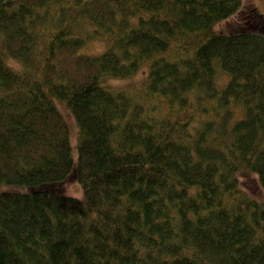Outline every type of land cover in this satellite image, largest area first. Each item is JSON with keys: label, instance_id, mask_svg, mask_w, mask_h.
Masks as SVG:
<instances>
[{"label": "trees", "instance_id": "trees-1", "mask_svg": "<svg viewBox=\"0 0 264 264\" xmlns=\"http://www.w3.org/2000/svg\"><path fill=\"white\" fill-rule=\"evenodd\" d=\"M0 264H264L253 3L0 0Z\"/></svg>", "mask_w": 264, "mask_h": 264}, {"label": "rangeland", "instance_id": "rangeland-1", "mask_svg": "<svg viewBox=\"0 0 264 264\" xmlns=\"http://www.w3.org/2000/svg\"><path fill=\"white\" fill-rule=\"evenodd\" d=\"M245 1L253 3L264 17V0H245ZM80 50L85 53L96 54L100 51V43L99 42L88 43L84 45L83 47H81ZM58 108L67 122L68 129H69V139H70V143L72 146L73 158H76L77 137H76V124H75L74 118L70 110L66 106H64L61 102H58ZM69 114L71 115V117ZM2 187L3 189L22 190L20 186L16 184H6V185H3ZM63 193L67 195L75 196L77 198H81L83 192H82L81 187L78 185V183L75 180H71V181H68L63 186ZM256 194L259 195V192H257Z\"/></svg>", "mask_w": 264, "mask_h": 264}, {"label": "bare ground", "instance_id": "bare-ground-1", "mask_svg": "<svg viewBox=\"0 0 264 264\" xmlns=\"http://www.w3.org/2000/svg\"><path fill=\"white\" fill-rule=\"evenodd\" d=\"M56 104V103H55Z\"/></svg>", "mask_w": 264, "mask_h": 264}]
</instances>
